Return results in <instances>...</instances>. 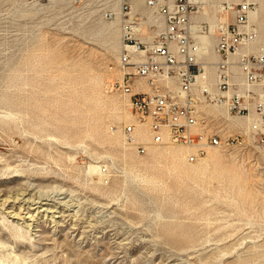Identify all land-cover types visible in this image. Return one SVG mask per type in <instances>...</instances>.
<instances>
[{"label":"rangeland","instance_id":"1","mask_svg":"<svg viewBox=\"0 0 264 264\" xmlns=\"http://www.w3.org/2000/svg\"><path fill=\"white\" fill-rule=\"evenodd\" d=\"M145 1L136 7L145 11ZM70 2L79 15L58 20L49 0H0V194L32 189L76 214L34 237L0 209V264H264V146L252 141L264 127L211 107L241 136L237 146L197 164L172 143L143 142L139 154L120 127L142 126L106 90L119 24Z\"/></svg>","mask_w":264,"mask_h":264},{"label":"built area","instance_id":"2","mask_svg":"<svg viewBox=\"0 0 264 264\" xmlns=\"http://www.w3.org/2000/svg\"><path fill=\"white\" fill-rule=\"evenodd\" d=\"M70 1L94 18L120 20L121 50L110 69L122 76L106 90L127 102L154 144L188 147L186 160L196 164L209 148L240 143L211 107L264 123L262 17L252 16L259 0H146L145 11L134 10V0ZM209 39L215 59L208 54ZM121 129L139 154L147 153L133 124ZM255 129L263 136L252 141L264 146V132Z\"/></svg>","mask_w":264,"mask_h":264},{"label":"bare ground","instance_id":"3","mask_svg":"<svg viewBox=\"0 0 264 264\" xmlns=\"http://www.w3.org/2000/svg\"><path fill=\"white\" fill-rule=\"evenodd\" d=\"M215 1H223V0H215ZM228 1H238V0H228ZM259 2H260V6H259L257 12L259 11L260 7L264 4V0H259ZM49 5H48L49 9H53L55 6H59L58 11L56 10L58 12L57 13V17H58L57 19L58 20H62L64 17H67V16L79 15L78 10H75L73 8H71V9L68 8V6L71 5L70 0H49ZM136 6H137L136 5V0H134L133 1V9L134 10H137L139 8V7H136ZM257 12L253 13V15H252L253 18L260 16V15L256 16ZM261 17L263 18L262 15H261ZM96 19H98V18H96ZM114 22H117L119 24V29H120V32H121L120 20L117 19ZM111 23H113V22H111ZM262 24H264V20L261 21V23H260L261 28H262ZM262 40L264 41L263 32H262ZM206 43L209 46L208 47L209 48L208 54H209L210 58L215 59V55L213 54V51H212L214 42L209 39V40L206 41ZM113 73H114L113 75H114V77L116 79H118V80L121 79L122 74L120 72L115 70V71H113ZM172 84L175 87V82L174 81L172 82ZM125 104L128 106L127 102ZM214 108H217V107H214ZM217 109L218 110H222L227 115L225 109H223V108H217ZM129 111H130V109H129ZM107 113H108V115L112 114V112L109 111V110L107 111ZM130 113H131V111H130ZM113 115L118 120L122 119V117H123V114H120L118 112L113 113ZM131 115L133 116L132 113H131ZM227 116H229V115H227ZM249 117H251V116H249ZM258 121L264 127V123H262L259 118H257V122ZM138 124L140 126H142V129H138V127L135 128V135L137 137L138 142L141 143V144L146 143V145L150 146L153 142H152L150 133L148 131V127L145 124H140V123H138ZM124 125H129V124H123L122 126H124ZM121 127H120V131H121V134L123 136L124 141L128 145L134 147L131 143L127 142L125 136L122 133ZM143 131H146L147 134L145 132H143ZM100 140L103 143L108 144L110 147H116L119 144V139L116 136H113V137L104 136ZM164 143H170V142L168 140H166ZM171 145H173V144H171ZM173 146H176V145H173ZM176 147L186 148V149L189 150V153L192 151L188 147H184V146H176ZM211 149H214V148H209L207 150L206 156H207L208 152ZM206 156L203 159H201L199 162L203 161L206 158ZM172 174L174 175L173 180H176L172 184V186L174 185V186L178 187L179 186V181H177V180H180L181 174L179 172H177V171L172 172ZM142 177H143L142 179H144L145 181H149L150 180V181H153V182H155V183H157L159 185H162L163 187H165L167 189L171 188L170 184H168L164 180H157L155 178L151 179L148 176H142ZM31 191H32V189H31ZM31 191H30V189H24V190H22L20 192L17 191L16 193L12 192V194L4 196V197H2V195L0 194V209L3 210V212H5V214L8 215L9 217L17 220L16 222L19 221V223H17V225H16L19 230L25 229V230L28 231V233L31 236L38 237L39 236L38 233L40 232L39 228L44 223L53 224V227L57 230V229H61L62 227L65 226L64 223L66 222V220L64 221V219L66 217L70 218V220L72 219V221H73V218L75 217L76 214L68 213V210L65 209V205H67V202H64L62 200V198H58V199L44 198L42 195H40L41 194L40 192H39V195H36L34 193L32 194ZM76 219H74V220H76ZM16 257H18V255Z\"/></svg>","mask_w":264,"mask_h":264}]
</instances>
